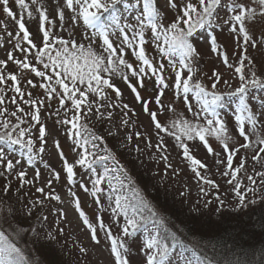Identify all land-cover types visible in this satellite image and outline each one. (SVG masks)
<instances>
[{"label":"snow or ice","instance_id":"1","mask_svg":"<svg viewBox=\"0 0 264 264\" xmlns=\"http://www.w3.org/2000/svg\"><path fill=\"white\" fill-rule=\"evenodd\" d=\"M14 3L19 9L18 17L9 6L10 0H0L3 13L14 21L17 28L13 35L8 25L0 21V27L5 30L13 49L7 52L6 59H0V168L4 173L15 172L21 189L26 185L33 186L39 180L38 169L32 180L27 179L28 173L24 169L25 166L33 167L38 160L42 162L50 133L41 122V109L51 107V102L56 100L58 107L48 115L55 116V122L64 127L66 138L72 142V152L77 157L74 163L69 162L60 142H54L63 162L66 182L70 186L76 184L75 167L88 170L91 188L81 182L80 189L90 193L103 211H110L111 216L116 218L114 223L119 226V234L114 235L112 227L105 224L102 216H96L95 221L90 220L81 208L80 198L69 188L71 203L91 241L100 244L99 232L102 231L110 245L114 264H129L126 239L143 230L140 252L145 258L144 264H214V260L205 253L189 248L178 238L177 232H162L156 228L149 230L150 223L160 224L163 221L141 191L133 186V181L108 147L105 137L90 127V123L94 118L95 123L102 127L105 121L113 119L114 110H120L121 124L128 128L134 124L129 114L136 115L135 110L127 103H120L122 92L113 82L118 77L131 90L144 114L150 117L157 136L155 150L166 171L172 168L164 143V136H169L176 141L182 158L189 163L198 183L218 189L215 181L202 175L200 170L206 169L207 165L191 154L188 143L198 140L209 154H213L209 142L213 138L227 154L221 176L228 177L226 183L232 186L231 191L236 198L235 210L256 203L249 200L247 194L264 189V169H254L252 174L246 175L247 184H243L239 174L246 171L247 158L242 157L234 166V157L241 149H258L251 160L254 163L264 160V119H261L264 117V101H261L259 112L253 110L249 101L250 89H264V73L247 55L249 46L255 49L264 45V30L256 35L264 24V0H165L164 9L157 6V0H136L134 3L130 0H62V6L59 3L56 5L55 19L48 15L43 0H14ZM120 6L130 15L122 17ZM168 9L175 10L171 20H167ZM34 13L39 19L38 34L31 33L25 23V15L31 19ZM66 13L72 28L67 37L57 34L56 30L58 21L59 31H65ZM77 28L82 31L79 40L75 38ZM225 29L234 36L237 47L242 49L237 64L230 63L224 46L218 42L216 31L223 32ZM198 30L208 31L206 40L211 52L227 69L233 70L239 81L238 87L233 89L229 79L215 69L210 76L202 74L204 79L198 78L201 53L193 39ZM37 39L39 43L35 42ZM150 40L174 72L171 84L165 76V64H157L146 54L145 46ZM126 48L132 50L136 63L125 58ZM14 52L20 53L23 58H17ZM9 63L21 75L6 72ZM29 74L41 82L37 85L29 78L27 86L42 89L43 97L33 98L31 91L26 92L22 87V76ZM131 78L136 79L135 85ZM152 78L157 86L154 102L158 111L151 110L152 99H145L138 90V87L145 88V80ZM220 85L228 90L222 91ZM169 88L175 98L182 99L188 112L193 113V119L177 113L172 103L164 105L162 97ZM8 91L13 93L10 98L7 97ZM190 97L199 106L197 111L193 110ZM229 103L234 105L238 136L235 140L220 112ZM8 104L15 106V110L9 111ZM24 106L28 107V111ZM165 113L172 114L168 122L159 118ZM37 126L38 136H34L33 128ZM108 135L113 136L114 133L109 131ZM141 136L140 131L135 132L136 139H141ZM240 138L243 143L239 142ZM132 139V132L129 131L126 140L131 143ZM145 140L146 147L151 149V137L145 136ZM136 150L141 151L139 145ZM10 154H18L19 158L14 160ZM152 158L155 159V156ZM109 161L112 162L111 167L108 166ZM44 166L48 167L47 164ZM17 168L20 170L17 171ZM175 174L178 175L179 171L176 170ZM52 177L59 180L60 173L52 170ZM53 179L47 181L49 189ZM105 184L106 188L103 187ZM10 190L11 184L6 183L4 193L7 195ZM199 191L203 196L209 195L203 186ZM35 192L41 194L42 199L25 205V215L29 218L45 201L61 202L60 195L54 190L45 191V187H36ZM102 198L107 201L106 205L101 203ZM215 199L223 206L224 200L219 195ZM211 202L207 201L204 206ZM5 211L12 215L14 210L11 206L5 209L0 204V215ZM58 216L56 227L37 229L30 225L27 229H15V235L19 236L22 230L25 234L31 233L37 244L55 245L64 233V229L59 227V222L66 219L62 208ZM47 220L46 215L37 216L38 223L43 224ZM79 251L83 254L87 249L79 246ZM0 264H32L15 239L3 229H0Z\"/></svg>","mask_w":264,"mask_h":264},{"label":"rangeland","instance_id":"2","mask_svg":"<svg viewBox=\"0 0 264 264\" xmlns=\"http://www.w3.org/2000/svg\"><path fill=\"white\" fill-rule=\"evenodd\" d=\"M130 2H136V0H130ZM44 7L47 9L48 15L55 19L57 7L59 3L62 6V0H43ZM165 0H157V6L164 9ZM10 8L17 13L19 16V9L15 6L14 0H10ZM121 16H129L120 6ZM167 20H171L175 15V10H166ZM0 21L8 25V29L15 34L17 28L13 20L7 18L0 7ZM167 22V21H166ZM25 23L29 31L33 34H38L39 19L38 14L34 13V16L29 19L25 15ZM82 27V26H81ZM60 25L57 21V34L67 37L71 32L72 28L70 21L68 19V14L66 13L65 21V31H59ZM264 30V24L261 25L260 29L257 31L256 35H259V31ZM42 36V34H39ZM150 35V34H148ZM208 35L207 30H198L197 34L194 36V40L198 50L201 53V58L199 60V68L201 70L198 73V78L204 79L202 74L211 75L213 69L218 70L224 75L225 79H229L232 84V88L239 86L238 79L233 75V70L227 69L220 60L217 59L216 54L212 53L210 50V45L208 44L206 37ZM216 35L218 42L224 46L229 61L232 64L238 63V54L242 51L241 48L237 47V41L234 36L229 35L227 29L223 32L217 30ZM82 36L81 28L75 30V38L79 40ZM39 43L40 40L35 41ZM146 54L150 59L158 64L163 62L165 64V76L168 82L174 80V72L171 67L168 66L167 59L161 57L154 48V42L151 40L146 44ZM12 44L8 43V36L5 33L3 27H0V59L7 58V52L11 51ZM126 59L130 62H135L132 56L131 49H125ZM17 58L22 59L20 53L14 52ZM247 55L254 61V65L258 68L261 73H264V45H258L257 48L253 49L250 46L247 50ZM6 72H16L21 75L19 70L15 68L11 63L8 64ZM33 79L38 85L41 81L34 75H24L21 78L22 87L24 90L31 91L33 98H40L44 96L43 90L39 87L30 88L26 84L27 79ZM113 82L121 90L122 97L120 103H127L131 108L135 110L136 115L129 114L130 120L134 122L131 128L124 127L121 124L122 115L120 110H114L113 119L105 121L101 127L99 124L95 123L93 118L90 123V127H93L95 131L105 137L107 145L113 150L116 155L117 160L120 165H122L133 181V186L138 188L144 198L151 204L156 212H160L164 217L159 219L163 221L160 224L148 225L149 230L154 228L159 229L162 232H167L169 225L167 223L173 224L179 234V237L184 239V242L189 248L194 246L204 250L207 256L217 257L218 250L212 249L211 244L205 238H200L195 236L190 230L189 226L192 223H205L208 221L212 225H217V221L220 220V216L224 221H227V216L230 218V214H236L234 217L235 221L241 223L244 218L249 220L254 219L256 221L264 220V189H259L255 194L248 193L247 198L249 200H255L256 203L248 204L247 207L235 210L236 198L235 194L231 191L230 185L226 183L228 177H222L221 173L225 170L226 165V153H224L222 146L213 138L209 139L210 145L213 148V154H209L207 149L204 148L201 142L191 141L188 142L190 145L191 154L196 158L200 159L202 163L207 165L206 169H201L202 175L209 179L215 181L219 188H211L208 185H201L198 183V178L195 174L191 172L189 163L182 158L181 150L176 146V141L173 137L164 136V143L167 145L168 163L172 165V168L165 170L164 162L160 160L159 153L155 150V145L157 143V136L155 134L156 130L151 124L150 117L144 114L142 106L135 101L134 95L131 90L127 87L124 81L118 77L114 78ZM131 82L135 85L136 79L131 78ZM10 84V82H9ZM138 87V85H137ZM222 91L228 90L224 85H220ZM142 96L145 99H152L153 103L150 105L151 110H157V106L154 102V98L157 92V86L155 85L154 78L151 80H145V88L141 89L138 87ZM13 95L11 91L7 92V97L10 98ZM112 99L115 100L114 94H112ZM190 101L193 106V110L197 111L199 106L194 100ZM249 101L254 111H261L260 104L264 101V89H250ZM162 102L165 106L172 103L177 113H183L188 119H193V113L188 112L187 108L183 105L182 99H177L173 95V90L171 88L165 90V94L162 97ZM47 105V101H46ZM9 111L15 110V106L8 104ZM25 110L28 111V107L24 106ZM58 107V101L53 100L51 102V107H44L41 109V122L45 124L47 132L50 133L47 137L46 151L42 155V162L38 160L33 167L25 166L28 173L27 179L32 180L35 177L37 169L40 172L39 180L35 181L33 186L26 185L24 188H20L18 179L15 178V172L4 173L3 168H0V204L3 205L5 209L9 206L13 208V214L8 215L5 211L0 215V229L2 228L6 233L10 234L15 241L18 243L19 247L25 252V255L32 262V264H53L49 255L53 256V250L58 253L59 249H63L65 252V258L68 264H114V258L110 253V245L105 239L104 233L99 232V238L101 243L94 244L91 241L90 234L83 227L82 222L78 218V213L75 212L74 206L71 203L72 198L68 194V189L71 188L77 196L80 198L81 208L88 215L89 219L95 221L96 216H102L106 225L112 227L114 235L119 234V226L114 223L115 217L111 216L110 211H103L96 203L95 198H93L90 193H85L80 189L79 184L81 182L85 183L89 188H91L90 172L86 169L80 167H75L76 172L75 185H68L66 182V175L63 172V162L60 160L59 153L55 149L54 142L59 141L62 150L65 153L66 158L69 162L74 163L77 159L76 155L72 152V142L66 138L65 130L62 125L57 124L55 116H49L48 113L55 111ZM107 111V109H105ZM234 105L229 103L224 109H220L221 117L225 120L226 126L229 133L232 134L234 140L238 138L236 132V126L234 123ZM162 121L168 122L172 118L171 113H165L159 117ZM264 119V117H261ZM114 133L113 136H109L108 132ZM132 132L133 139L131 143L126 140V136ZM140 131L142 133L141 139L135 138V132ZM33 135L38 136V126L33 128ZM145 136H150L153 147L151 149L146 147ZM254 139V137H253ZM240 143H243L242 138L239 139ZM137 145H139L141 151H137ZM258 149H241L240 152L234 157V166H237L242 157L247 158L246 171H242L239 174L240 180L243 184H247L246 175L252 174L255 170L264 169V160L259 163H254L251 160V156L254 151ZM264 155V154H262ZM155 156V159L152 157ZM10 158H19L18 154H10ZM221 161V163H217ZM108 166H112V162H107ZM47 164L48 167H45ZM20 169L17 168V171ZM52 170L60 173V179L55 180L52 177ZM176 170L179 174H175ZM141 179H138V178ZM53 179V184L51 189L47 187V181ZM6 183L11 184V190L6 195L4 193V186ZM137 183L139 185H137ZM137 185V186H136ZM203 186L206 191H208V196H203L199 189ZM36 187H45V191L54 190L55 193L59 194L61 197V202L56 201H45L43 206H37L31 218L25 215L26 209L25 205L30 201H35L36 199H42L41 194L35 192ZM107 187V185H103ZM259 188V186H258ZM19 189V191H18ZM156 189V194L150 197V193ZM183 193V195H181ZM219 195L222 200H224L223 206L216 201L215 196ZM163 196L166 200L167 207L166 211H162V207L159 205L156 197ZM154 198V199H153ZM156 198V199H155ZM211 200L212 202L205 207V203ZM101 203L106 205L107 201L102 198ZM63 209L66 213V219L59 222V227L64 229L62 236L58 237V243L50 246H44L41 248V244H37L31 233L25 234L21 230L20 235L16 236L15 229H27L30 225L40 229L43 227L47 229L49 226L56 227L57 221L59 220L58 211ZM204 209L202 211L203 215H196L198 209ZM55 210V211H54ZM174 211V213H173ZM176 212V213H175ZM171 215H170V214ZM46 215L48 220L46 223H38L37 216ZM221 214L220 216H216ZM168 219V220H167ZM175 220V222H174ZM230 221H232L230 219ZM122 223V218L120 220ZM174 222V223H173ZM227 223V222H226ZM228 223H230L228 221ZM183 225L185 227H183ZM232 225H235L234 223ZM188 228V229H187ZM228 231L229 228L227 229ZM234 230V228H233ZM213 232V230H212ZM211 232V233H212ZM193 234V235H190ZM237 234H240L237 232ZM199 236V235H198ZM144 237V232L141 230L134 237L127 238L126 243L129 246V252L127 254L129 259V264H144V256L140 252L142 246V241ZM209 239V237H207ZM248 244V243H247ZM254 245V246H253ZM79 246H83L87 249L86 253H81L79 251ZM247 246V245H246ZM194 247V248H195ZM45 249V250H44ZM244 249H247L245 251ZM260 246L255 247V244H250L247 248H242V246H236L234 251H236V259H222L217 260L214 264H264V253H261ZM250 252L256 253L251 256ZM258 252V253H257ZM221 258V257H218ZM235 259V260H234ZM234 260V261H233Z\"/></svg>","mask_w":264,"mask_h":264},{"label":"trees","instance_id":"3","mask_svg":"<svg viewBox=\"0 0 264 264\" xmlns=\"http://www.w3.org/2000/svg\"><path fill=\"white\" fill-rule=\"evenodd\" d=\"M138 179H141V178L139 177ZM137 185L139 184L137 183ZM156 192L157 191L155 189V191H153L152 194L150 193L151 195L150 197H152L153 194L155 196ZM156 198H157V201L159 202V205L162 207V211H166L167 207L164 206L166 205V203H164L166 202V200H164L163 196L162 197L159 196ZM203 210L204 209H201V208L198 209L196 215H203L202 213ZM218 215L219 214H217L216 216ZM157 216L158 218L164 217V215L161 214L160 212H157ZM228 217L229 216L226 217L227 221H224L223 218L225 217L220 216V220L217 221L218 224L215 226L209 223L208 218L205 220V223H192L189 226L190 230H192V233L195 234V236L200 237V238H205L206 240H208L212 246V249L217 248L218 250L217 257H213L214 263H216V259L217 260H222L223 258L224 259H232V258L236 259V251H234V248L238 245L242 246V248L244 247L247 248L248 245L253 243L255 244V247L260 246L261 248H264V220L261 219L259 221H256L252 218L251 220L244 218V220L241 221V223H239L238 221L234 220V217H236V214L231 213L230 218ZM230 219L232 221H230ZM228 221L230 223H228ZM233 223L235 225H232ZM167 224L169 225L167 232H177L173 224H170V223H167ZM183 227L185 226L183 225ZM228 228L231 231H228L227 230ZM237 232L240 234H237ZM193 234L190 233V235H193ZM207 237H209V239ZM178 238L182 239L181 237H179V234H178ZM182 240L183 242H185L184 239ZM44 246H47V247L49 246L48 249H51L50 246L52 245L41 244V248ZM195 248L205 253L204 250L199 249L197 247ZM244 250L247 251V249H244ZM260 251L261 253H264V249H260ZM51 254H53V256L49 255V257L51 258V261H53V264H68L65 258V252L63 249L62 250L59 249L58 253L53 250V253ZM250 254L251 256H254L256 253L250 252ZM218 257H221V258H218Z\"/></svg>","mask_w":264,"mask_h":264}]
</instances>
